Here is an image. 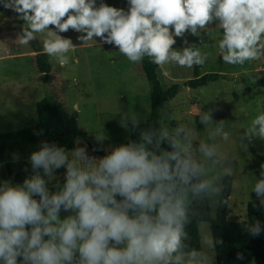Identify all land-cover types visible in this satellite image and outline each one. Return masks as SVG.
Returning a JSON list of instances; mask_svg holds the SVG:
<instances>
[{"label":"clouds","instance_id":"clouds-1","mask_svg":"<svg viewBox=\"0 0 264 264\" xmlns=\"http://www.w3.org/2000/svg\"><path fill=\"white\" fill-rule=\"evenodd\" d=\"M0 6L27 24L17 44L43 35V52L61 68L77 47L62 35L69 31L81 44L96 40L133 64L148 58L161 68L192 69L209 60L202 47L220 29L211 47L225 64L264 60V0H126L125 7L105 0H0ZM218 110H203L197 124L214 125L209 140L227 143L225 120L213 117ZM118 123L128 133L125 142L96 139L89 150L81 142L68 148L41 140L27 157L22 181L15 173L0 178V264H216L203 245L190 246L187 228L197 205H227L225 180L234 175V160L219 143L196 142L195 130L184 125L142 129L126 112ZM239 139L247 149L264 141V113ZM19 161L13 153L12 162ZM252 193L253 206L264 212V163ZM262 225L258 218L244 227L259 237ZM222 243L207 241L212 250Z\"/></svg>","mask_w":264,"mask_h":264},{"label":"rangeland","instance_id":"rangeland-1","mask_svg":"<svg viewBox=\"0 0 264 264\" xmlns=\"http://www.w3.org/2000/svg\"><path fill=\"white\" fill-rule=\"evenodd\" d=\"M105 2L116 7L126 6V0ZM11 16L10 10L0 6V88L5 83L13 84L18 80L28 85H21L17 108H4L5 112H0V135L35 126L38 123L36 105L43 99L52 101L68 114L77 112L80 127L95 140L106 139L105 145L125 142L128 133L118 123L123 113L135 116L141 124L149 119L150 86L141 63H131L117 49L103 46L96 40L81 44L77 40L79 34L69 31L62 35L77 44L75 53H69L71 62L61 68L49 57L51 74L48 82L43 83L35 58L28 54L31 44L20 46L15 40L21 26L27 27V24L19 19V22L11 21ZM221 34L222 30H213L206 40L209 46L202 47V52L209 53L210 58L200 67V72L204 75L223 71L230 79L196 90L182 88L174 100L163 106L160 120L161 126L170 130L181 125L194 129L196 142L219 143L220 151L234 160L228 218L230 221H246L248 203L258 202L252 190L259 177L260 164L264 163V141L256 140L247 149L239 137L255 116L264 113V86H249L258 80L264 82V60L243 67L225 63L221 66L218 50L211 47ZM44 38L37 34L36 41L43 46ZM190 40L197 42L195 37H190ZM7 48L11 51L7 52ZM7 53H11L10 56ZM158 77L163 88L168 89L175 83L193 79L194 72L193 68L169 64L159 67ZM209 109H219L213 112V117L216 121L225 120V131L231 133L229 142L224 143L219 138L210 141L209 135L215 126L197 124L198 116ZM83 144L86 143L81 142V146ZM0 178L7 179L4 163L0 164ZM210 206L215 218L218 204L213 202ZM199 230L204 250L215 257L214 250L207 245L212 237L210 224L201 223Z\"/></svg>","mask_w":264,"mask_h":264},{"label":"trees","instance_id":"trees-1","mask_svg":"<svg viewBox=\"0 0 264 264\" xmlns=\"http://www.w3.org/2000/svg\"><path fill=\"white\" fill-rule=\"evenodd\" d=\"M32 48L37 53L35 59L38 73L43 83H47L51 74L49 56L43 52V46L38 41L32 45ZM223 63L220 59L221 66ZM141 66L150 86V114L149 119L141 124L142 129L147 128L150 124L155 125L156 128L161 127V109L168 102L174 100L182 88L196 90L230 79V76L224 74L223 71L202 75L200 67L197 66L193 67V79L184 81L181 84L175 83L165 89L158 77L159 66L151 63L148 58L144 59ZM249 86H264V82L258 80ZM36 112L38 123L35 126L0 135V164L4 163L7 178L15 173L16 182L22 181L24 175H26L22 169L27 163V157L31 151L38 147L41 140L54 141L68 148L75 146L78 142L86 143L89 149L97 144V141L80 127L77 112L68 114L48 99H43L38 103ZM40 129L44 130V135H35L34 132H38ZM251 151L256 154L254 149H251ZM13 153L20 154L18 163L12 162ZM96 154L103 155L102 152ZM231 192L232 179L229 177L225 180L224 193V199L228 203ZM228 203L225 206H217L215 218L212 217L211 206L207 202L196 206V214L187 228L191 236L190 246L197 249L201 248L199 225L209 223L212 237L223 241L214 250L215 257H217L216 264H264V234L259 237H252L244 227L245 224L258 218L264 222V212L257 211L253 206L254 203L258 202H249L247 205V220L230 221L228 218ZM238 252L243 253L245 257L243 260L237 259Z\"/></svg>","mask_w":264,"mask_h":264},{"label":"crops","instance_id":"crops-1","mask_svg":"<svg viewBox=\"0 0 264 264\" xmlns=\"http://www.w3.org/2000/svg\"><path fill=\"white\" fill-rule=\"evenodd\" d=\"M8 49H10V48H7L6 51L10 52L11 50L9 51ZM7 54H8L7 56H10L11 53H7ZM28 54H30L32 57L36 58L37 53L32 48V44H31L30 50H28ZM35 62H36V59H35ZM37 71H38V69H37ZM21 85H25V87H26L28 84H23L21 80L20 81L18 80L17 83L14 82L13 84L5 83V85H3L2 88H0V112L4 113L5 112L4 108H7L9 110H13V109L18 107L17 105L19 104L18 103L19 90L21 89ZM16 86H17V88H16ZM41 101H39L38 103H40ZM38 103H37V105H38ZM37 105H36V107H37ZM9 114L10 113H7V115H9ZM11 114H13V113H11ZM37 122H38V118H37Z\"/></svg>","mask_w":264,"mask_h":264},{"label":"water","instance_id":"water-1","mask_svg":"<svg viewBox=\"0 0 264 264\" xmlns=\"http://www.w3.org/2000/svg\"><path fill=\"white\" fill-rule=\"evenodd\" d=\"M11 21L19 22V20L16 18V15L12 12ZM37 41L30 43L32 45L36 44Z\"/></svg>","mask_w":264,"mask_h":264}]
</instances>
